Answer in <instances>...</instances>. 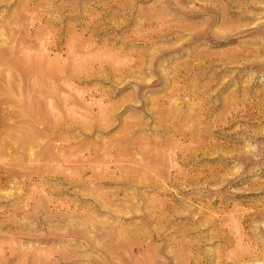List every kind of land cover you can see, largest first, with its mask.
Instances as JSON below:
<instances>
[{"label": "rangeland", "instance_id": "rangeland-1", "mask_svg": "<svg viewBox=\"0 0 264 264\" xmlns=\"http://www.w3.org/2000/svg\"><path fill=\"white\" fill-rule=\"evenodd\" d=\"M0 54L52 110L0 115V264H264V0H0Z\"/></svg>", "mask_w": 264, "mask_h": 264}, {"label": "bare ground", "instance_id": "bare-ground-1", "mask_svg": "<svg viewBox=\"0 0 264 264\" xmlns=\"http://www.w3.org/2000/svg\"><path fill=\"white\" fill-rule=\"evenodd\" d=\"M24 59H26V58L24 57ZM20 62L21 61L16 63V65L19 67L23 66V63H20ZM28 64H30V63H27V65ZM6 65H7V57L0 54V81L5 82L7 84V69L1 68L2 66H6ZM36 79H39L38 73L36 75ZM5 87L6 88H4L3 86L0 85V91L1 90H7V86H5ZM3 96L4 95H2L0 97V106H1L0 107V115L1 116H7V113H9L11 115L22 114V115L32 116V117H38V116L45 115V117H46L48 115V113H52V110L49 108V106L43 107L42 104H40L38 101L32 100V97H30V96L24 100H22V99L19 100L17 98L18 100H16L13 103L7 102V93H5L4 97ZM7 103L10 105V108H11V110H8L9 112H7V105H8ZM51 104H53V103L51 102ZM51 107L53 108L52 105H51Z\"/></svg>", "mask_w": 264, "mask_h": 264}]
</instances>
